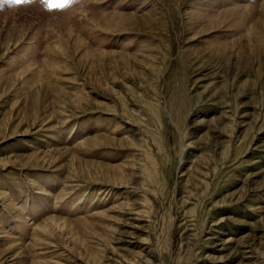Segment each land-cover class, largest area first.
Wrapping results in <instances>:
<instances>
[{
    "label": "rangeland",
    "instance_id": "374dc122",
    "mask_svg": "<svg viewBox=\"0 0 264 264\" xmlns=\"http://www.w3.org/2000/svg\"><path fill=\"white\" fill-rule=\"evenodd\" d=\"M0 264H264V0H0Z\"/></svg>",
    "mask_w": 264,
    "mask_h": 264
},
{
    "label": "clouds",
    "instance_id": "9594fccd",
    "mask_svg": "<svg viewBox=\"0 0 264 264\" xmlns=\"http://www.w3.org/2000/svg\"><path fill=\"white\" fill-rule=\"evenodd\" d=\"M17 2H19V0H17Z\"/></svg>",
    "mask_w": 264,
    "mask_h": 264
}]
</instances>
